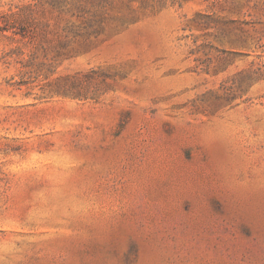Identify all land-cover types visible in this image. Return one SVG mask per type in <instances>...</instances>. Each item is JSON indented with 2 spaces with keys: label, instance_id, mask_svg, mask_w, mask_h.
I'll return each mask as SVG.
<instances>
[{
  "label": "rangeland",
  "instance_id": "obj_1",
  "mask_svg": "<svg viewBox=\"0 0 264 264\" xmlns=\"http://www.w3.org/2000/svg\"><path fill=\"white\" fill-rule=\"evenodd\" d=\"M0 264H264V0H0Z\"/></svg>",
  "mask_w": 264,
  "mask_h": 264
}]
</instances>
